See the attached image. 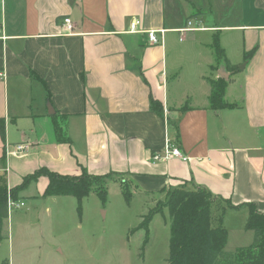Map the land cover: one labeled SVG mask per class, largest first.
I'll return each instance as SVG.
<instances>
[{
    "label": "crops",
    "instance_id": "1",
    "mask_svg": "<svg viewBox=\"0 0 264 264\" xmlns=\"http://www.w3.org/2000/svg\"><path fill=\"white\" fill-rule=\"evenodd\" d=\"M130 17L143 30L165 29L163 40L128 32ZM189 19L204 29L179 40ZM214 36L234 68L217 65ZM176 40L189 44L192 74L176 71L169 82L168 70L180 67L166 63ZM0 70V177L8 189L41 167L121 175L142 194L201 186L213 195L215 225L223 207L228 236L245 232L248 204L264 210V0H0ZM220 76L233 106L211 109L208 79ZM53 115L64 116L69 143L55 140ZM166 138L185 160L151 161ZM34 181L37 195L27 196L45 197L47 177L26 184ZM227 214L241 224L229 226Z\"/></svg>",
    "mask_w": 264,
    "mask_h": 264
},
{
    "label": "rangeland",
    "instance_id": "2",
    "mask_svg": "<svg viewBox=\"0 0 264 264\" xmlns=\"http://www.w3.org/2000/svg\"><path fill=\"white\" fill-rule=\"evenodd\" d=\"M192 25H196L195 21ZM175 42V46H167L166 63L180 67L168 70L169 82L176 71L183 78L192 74L189 44ZM122 180L132 194L129 202L120 191ZM127 180L121 175L107 176L105 201L92 186L79 208L71 195L27 196L37 194L35 181L26 184V189H20L19 199L12 198L16 203L22 200L23 205L9 207L8 215L2 219L0 264H166L170 236L167 209L151 217L146 241L142 228L133 229L150 208L163 200L164 194H142ZM218 214L222 216L221 211ZM224 218L226 223L232 220V228L241 224V219H232L231 214ZM252 239L251 231H231L224 248L232 252Z\"/></svg>",
    "mask_w": 264,
    "mask_h": 264
},
{
    "label": "trees",
    "instance_id": "3",
    "mask_svg": "<svg viewBox=\"0 0 264 264\" xmlns=\"http://www.w3.org/2000/svg\"><path fill=\"white\" fill-rule=\"evenodd\" d=\"M211 47L217 65L223 62L226 67L234 68L230 65L224 55L223 47L217 37L212 39ZM249 53L244 54V58L249 57ZM32 76H35L32 74ZM37 77V76H36ZM210 91L207 96L211 109H221L222 107H232L233 104L224 100L226 80L223 77L208 79ZM150 108L157 115L162 117V106L152 97L149 98ZM182 106L181 109H185ZM64 116H52V129L55 140L59 142H70V137L65 131ZM176 130V127H175ZM4 124L0 120V134L3 136ZM176 139L178 131L176 130ZM177 141V140H176ZM175 141V145H176ZM111 173L105 175L89 174L82 170L78 175L62 174L51 171L47 167H41L30 175L23 177V182L16 187L7 188L4 180L0 178V230L2 219L8 215L7 199L10 195L14 200L17 199V190L23 187L32 178L39 175L47 177L48 182L43 190V196L71 195L76 199L77 208L80 201L87 196L94 186L95 192L102 202L106 198L105 179ZM123 181V180H122ZM121 181V182H122ZM123 181L120 191L126 202L131 199V192L127 190V185ZM185 184L161 189L164 193L162 201L157 206L143 215L134 230L142 228L144 230L145 241L148 239V227L151 217L167 209L169 224V255L166 264H264V210L260 211L256 205L248 204L249 211L244 225L245 230L253 232L252 242L245 246H240L232 252L225 250L228 233L222 225L219 215L218 223L215 225L211 218V208L213 195L201 186L187 189ZM9 194V195H8ZM227 203L226 200H224ZM227 205L232 206L231 203ZM220 211H223L221 207Z\"/></svg>",
    "mask_w": 264,
    "mask_h": 264
},
{
    "label": "built area",
    "instance_id": "4",
    "mask_svg": "<svg viewBox=\"0 0 264 264\" xmlns=\"http://www.w3.org/2000/svg\"><path fill=\"white\" fill-rule=\"evenodd\" d=\"M141 20L138 17H130L129 23H128V32H146L147 34V40L151 44H158L163 40V34L165 32V29H141ZM62 28L64 34L70 35L73 31V24L72 20L69 17L63 18V23H62ZM195 29H204L200 27H195L192 25V20L189 19L187 20L186 24L180 28L177 29L179 33V40L183 38V36L189 32L190 30H195ZM159 34V35H158ZM0 78H4V72L3 70H0ZM16 150H20L23 148L22 144H16L15 146ZM170 158H180L182 160L186 159V155L182 150L180 149L179 146H176L170 139L166 138L163 144V148L161 150H156L152 152L150 159L153 162H159L163 161L165 159H170ZM9 195V194H8ZM23 202L20 200L19 202H14L12 197L9 195L7 199V208L9 207H17V206H22Z\"/></svg>",
    "mask_w": 264,
    "mask_h": 264
},
{
    "label": "water",
    "instance_id": "5",
    "mask_svg": "<svg viewBox=\"0 0 264 264\" xmlns=\"http://www.w3.org/2000/svg\"><path fill=\"white\" fill-rule=\"evenodd\" d=\"M221 77H223V78H226V76H221ZM47 105L50 107V109H51V105H49V103H47ZM52 112H53V110H51Z\"/></svg>",
    "mask_w": 264,
    "mask_h": 264
}]
</instances>
